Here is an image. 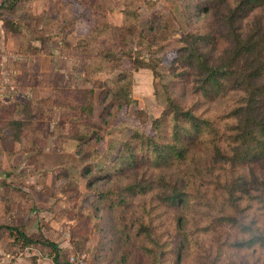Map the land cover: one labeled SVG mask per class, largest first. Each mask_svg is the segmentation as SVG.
<instances>
[{"label":"trees","instance_id":"1","mask_svg":"<svg viewBox=\"0 0 264 264\" xmlns=\"http://www.w3.org/2000/svg\"><path fill=\"white\" fill-rule=\"evenodd\" d=\"M16 1L0 9H11ZM99 4L89 9L102 16L93 17L88 36L73 48L98 57L94 68L110 73L119 69L120 56L132 57L125 42L137 30L138 7L128 5L125 24L118 26L109 24ZM201 13L200 23L179 40L181 47L170 66L172 82L155 91L162 112L150 123L152 135L133 131L106 168L97 170L89 164L80 175L97 200L120 210L119 233L133 241L141 259L161 238L150 215L155 212L171 224L167 238L175 264H217L223 259L229 264H264V0H208ZM157 21L161 26L155 25ZM140 32L149 53L172 37L157 12ZM137 56L133 64L158 78L155 62L144 63ZM91 63L86 67L84 63L83 70L92 68ZM130 84V72L123 71L111 87L100 91L99 123L80 125L78 117L70 116L68 123L76 121L78 130L60 132L58 150L95 155L105 128L130 104ZM93 96L92 88L82 90L80 104L72 107L80 118L92 114ZM11 107V119L8 112L0 113L11 127L12 141L25 155L29 150L23 144L32 135V124L45 115L24 111L25 120H17L12 114L19 113V105ZM135 116L147 122L142 111ZM63 125L59 123L58 129ZM104 178L112 183L94 188V182ZM135 204L141 216L132 219L129 209ZM21 228L0 224V235L11 240L8 247L46 246L53 264L67 263L56 243L36 239Z\"/></svg>","mask_w":264,"mask_h":264},{"label":"rangeland","instance_id":"2","mask_svg":"<svg viewBox=\"0 0 264 264\" xmlns=\"http://www.w3.org/2000/svg\"><path fill=\"white\" fill-rule=\"evenodd\" d=\"M207 1L17 0L13 8L0 9V112H8L11 119V106L19 105V113L12 114L14 119L25 120L24 111L45 115L32 124V135L23 144L29 152L24 155L10 137L7 118L0 113V224L22 227L27 235L53 241L62 260L80 255L86 264H138L139 261L175 264L173 244L167 238L171 224L166 218L159 219L155 212L150 213L154 224L159 226L156 233L161 238L150 244L151 251L145 258H139L133 241L119 233L120 210H110L97 200L80 173L89 164L97 170L106 168L133 131L152 135L150 123L162 112L155 91L172 82L170 66L181 47L182 33L200 23L201 8ZM97 2L101 8L98 10H106L109 24L118 26L125 24L128 5L138 7L137 30L125 42L132 57L120 56L119 69L110 73L94 68L98 57L91 55L90 58L73 48L77 41L88 36L93 17L95 20L102 16L101 12L98 17L96 10L89 9ZM155 12L162 16L172 37L149 53L140 31ZM155 25L161 26L158 21ZM135 55L144 63L153 60L159 77L154 78L148 68L135 66ZM90 63L93 67L83 70ZM123 71L131 75L130 104L105 128L106 135L97 146V153L76 155L72 148L69 153L60 152V132L78 130L76 121L68 123L69 117H78L80 125L99 123L102 110L98 95L102 89L111 87L114 77ZM88 88L94 90L92 114H83L80 118L72 107L80 104L82 90ZM136 111L146 115V123L136 118ZM108 119L105 116L104 120ZM59 123L64 124L61 129H58ZM110 182L107 178L95 181L94 188L109 186ZM10 200L16 201L11 204ZM129 211L132 219L141 216L137 204ZM6 249L16 256L22 251L17 245ZM217 264H229V259Z\"/></svg>","mask_w":264,"mask_h":264},{"label":"crops","instance_id":"3","mask_svg":"<svg viewBox=\"0 0 264 264\" xmlns=\"http://www.w3.org/2000/svg\"><path fill=\"white\" fill-rule=\"evenodd\" d=\"M8 243H11V240L6 235L0 239V264H53L48 254L49 249L44 250L43 246L35 244L24 247L19 256H16L6 249Z\"/></svg>","mask_w":264,"mask_h":264},{"label":"built area","instance_id":"4","mask_svg":"<svg viewBox=\"0 0 264 264\" xmlns=\"http://www.w3.org/2000/svg\"><path fill=\"white\" fill-rule=\"evenodd\" d=\"M11 0H0V5H4ZM66 264H86L84 261V257L80 255H70L67 258V263Z\"/></svg>","mask_w":264,"mask_h":264}]
</instances>
